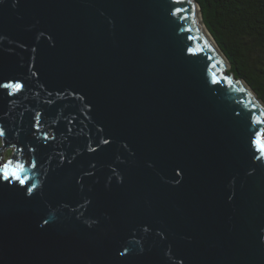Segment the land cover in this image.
Masks as SVG:
<instances>
[{"label":"water","instance_id":"1","mask_svg":"<svg viewBox=\"0 0 264 264\" xmlns=\"http://www.w3.org/2000/svg\"><path fill=\"white\" fill-rule=\"evenodd\" d=\"M224 68L190 0H0V264H264V111Z\"/></svg>","mask_w":264,"mask_h":264},{"label":"trees","instance_id":"2","mask_svg":"<svg viewBox=\"0 0 264 264\" xmlns=\"http://www.w3.org/2000/svg\"><path fill=\"white\" fill-rule=\"evenodd\" d=\"M195 2L205 29L228 60L227 75L242 80L264 104V0Z\"/></svg>","mask_w":264,"mask_h":264},{"label":"bare ground","instance_id":"3","mask_svg":"<svg viewBox=\"0 0 264 264\" xmlns=\"http://www.w3.org/2000/svg\"><path fill=\"white\" fill-rule=\"evenodd\" d=\"M192 6H193V10H194V14L196 16V21L200 27V29L202 30L203 34L205 35L206 39L208 40V42L210 43L211 47L214 49V51L216 52V54L218 55V57L220 58L222 64L224 66H227V62L224 59V57L221 55L219 49L216 47V45L214 44V42L211 40V38L207 35V33L205 32L204 27L202 26V21H201V17L199 16V11H198V6L194 4V0H190ZM247 91L248 93L252 96V98L257 102V100L255 99V95L252 94V92L243 84L240 83ZM257 104L262 108V110L264 111V107H262L258 102Z\"/></svg>","mask_w":264,"mask_h":264},{"label":"rangeland","instance_id":"4","mask_svg":"<svg viewBox=\"0 0 264 264\" xmlns=\"http://www.w3.org/2000/svg\"><path fill=\"white\" fill-rule=\"evenodd\" d=\"M230 66H226V68H224V72L227 74L228 70H229ZM247 87V86H246ZM255 99L257 100V98L255 97ZM257 102L261 105V103L257 100ZM1 144H0V149H1V155H2V163L10 161L12 155L15 156V152L13 147L12 148H1Z\"/></svg>","mask_w":264,"mask_h":264}]
</instances>
